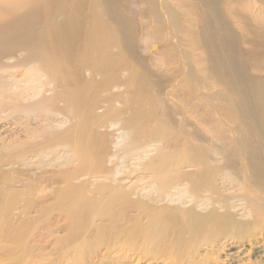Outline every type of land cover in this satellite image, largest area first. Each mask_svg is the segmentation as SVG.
<instances>
[{
  "label": "bare ground",
  "instance_id": "6f19581e",
  "mask_svg": "<svg viewBox=\"0 0 264 264\" xmlns=\"http://www.w3.org/2000/svg\"><path fill=\"white\" fill-rule=\"evenodd\" d=\"M263 6L0 0V264H264Z\"/></svg>",
  "mask_w": 264,
  "mask_h": 264
},
{
  "label": "rangeland",
  "instance_id": "374dc122",
  "mask_svg": "<svg viewBox=\"0 0 264 264\" xmlns=\"http://www.w3.org/2000/svg\"><path fill=\"white\" fill-rule=\"evenodd\" d=\"M253 1L258 5H261L262 3H264V0H253ZM239 48L246 52H252L254 53L255 57L259 58L264 53L263 51L264 50V35L254 36L253 41H251L250 44H240ZM241 62L244 64L246 70L255 67L253 65H250V66L246 65V61L244 58H243V61L241 60Z\"/></svg>",
  "mask_w": 264,
  "mask_h": 264
}]
</instances>
